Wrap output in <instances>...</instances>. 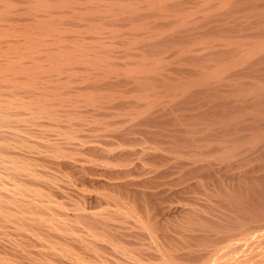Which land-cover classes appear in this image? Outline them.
I'll return each mask as SVG.
<instances>
[{
	"label": "rangeland",
	"instance_id": "obj_1",
	"mask_svg": "<svg viewBox=\"0 0 264 264\" xmlns=\"http://www.w3.org/2000/svg\"><path fill=\"white\" fill-rule=\"evenodd\" d=\"M263 137L264 0H0V156L60 205L17 264L197 262L228 196L258 213L224 171Z\"/></svg>",
	"mask_w": 264,
	"mask_h": 264
},
{
	"label": "bare ground",
	"instance_id": "obj_2",
	"mask_svg": "<svg viewBox=\"0 0 264 264\" xmlns=\"http://www.w3.org/2000/svg\"><path fill=\"white\" fill-rule=\"evenodd\" d=\"M260 102V100H259ZM260 105V103H259ZM264 138V137H263ZM261 140V139H260ZM253 141V140H252ZM260 142V141H259ZM261 143V142H260ZM264 143V142H263ZM1 144V143H0ZM262 144V143H261ZM2 145V144H1ZM0 145V146H1ZM4 147V143L2 145ZM8 146V143L7 145ZM253 146V145H252ZM8 148V147H7ZM16 148V145H15ZM94 148V147H93ZM2 149V148H1ZM0 149V151H1ZM230 150V149H229ZM227 151V150H226ZM233 151V150H232ZM4 152V150H3ZM1 151V154L3 153ZM95 152V151H94ZM233 153V152H232ZM8 154V153H7ZM229 154V153H228ZM242 154V153H241ZM4 155V153H3ZM262 156H264V145L262 147H259L257 151H255V153H253L252 155L250 154L249 157H242V155L237 156V159H240L239 161L236 159V161L238 163H236L235 159V163L236 165H234V163H231L232 161H230V157H228V166L225 167L226 170L224 172H226L227 174L229 173V175H226L224 173L225 177L224 179H247V181H249L250 179V173L253 172L254 170L256 171L257 169L260 170V172H264V161H258L257 158H261ZM9 158L0 156V248H2L3 245H7V244H3V240H5V243H11L14 245V250H12V253H15L17 251V249H19V247L21 246L19 244V242L17 241L20 237L22 236H27L29 233H32L34 231V228H31V224L33 222H41L42 225H44L45 227L47 226L52 228H57V224L55 223V225H52L53 223H51V216H54V214L50 215L51 213H49V218L47 216L46 211H49L51 209L54 210V207H59V204H56V202L54 200H52L51 198L48 197V195L35 190L33 188H30L26 185H23L22 183H20L17 179L12 178V174L15 175L18 172H24L30 176H32L33 178L37 179L38 176L37 174H35V172L33 171V168L31 166L30 163H25V162H19L17 160H13L10 159V156H7ZM255 162H258L256 164H253ZM236 166V167H235ZM213 167V166H212ZM215 169V168H214ZM235 169H238V174L237 171ZM214 171V170H213ZM212 171V172H213ZM223 171V170H222ZM211 172V171H210ZM236 172V173H234ZM259 172V171H256ZM15 173V174H14ZM220 174V173H219ZM260 174V173H259ZM213 175L215 176L216 173H213ZM222 175V174H221ZM252 175V174H251ZM263 175V174H262ZM262 179H264V175ZM16 176V175H15ZM14 176V177H15ZM211 176V174H210ZM248 176V177H247ZM224 177V176H223ZM220 178V177H219ZM259 178H257L258 180ZM211 181V180H210ZM213 181V180H212ZM216 181V180H215ZM219 180H217L218 182ZM245 181V180H244ZM252 181V180H250ZM261 181V180H260ZM258 181V183L261 184V182ZM264 182V180H262ZM216 182V183H217ZM229 182V181H228ZM227 182V183H228ZM231 182V181H230ZM229 182V183H230ZM238 182V181H237ZM236 182V183H237ZM262 182V183H263ZM222 183V182H221ZM220 183V185H221ZM234 183V184H236ZM246 183V182H244ZM250 183V182H249ZM215 184V183H214ZM224 185V181L222 183ZM248 184V182L246 183ZM259 184V185H260ZM228 185V184H227ZM231 185V183H230ZM233 185V184H232ZM253 185V184H252ZM256 185V184H255ZM262 185V184H261ZM245 186V185H244ZM248 186V185H247ZM223 188V187H222ZM229 189V187H228ZM230 191H233L230 189ZM255 192V191H254ZM234 193V192H233ZM259 193V191H258ZM240 194V193H239ZM238 195V194H231L230 196H228L226 198V200L228 202L231 203V205L237 204L238 201H242L243 198H245L244 200L247 201V196H242ZM256 195V194H255ZM254 195V196H255ZM227 196V194H226ZM242 196V198H241ZM257 196V195H256ZM262 196V195H261ZM260 197V196H259ZM225 198V197H224ZM263 197H261L262 201H258L259 199H256V203L259 204V206L261 205V207H257L260 208L258 210V213L256 214V216H254L255 211L252 214H248L249 216L248 219L244 218L245 213L244 212H250V211H246L247 207L251 208L250 210H252L253 206L252 203H245V201L243 200V206L244 204H248L246 205L245 209H241V205H240V211L241 213H239L240 217L239 218H234L235 220H233V218H231L229 216V218L227 217L228 213L225 214L227 215L226 217L228 218V222H230L226 227H224V229L220 232L218 227V232H220V234H213V237H211L207 244L205 245L206 247L204 248L206 251L205 255L202 254L200 252V255L202 256L199 260L197 259V262L193 261L187 263V264H264V206H263ZM225 200V201H226ZM251 200V198H250ZM254 200V199H253ZM252 201V200H251ZM253 202V201H252ZM227 203V202H226ZM229 203V204H230ZM227 203V206L229 205ZM233 204V206H230L232 208V212H235L233 207H235ZM239 204V203H238ZM237 204V206H238ZM255 204V202H254ZM251 205V206H249ZM62 206V205H61ZM245 207V206H244ZM217 208V207H216ZM237 208V207H236ZM255 208V207H254ZM35 210H41L45 211L44 213H46V215L43 213H39V212H35ZM218 210V208H217ZM52 211V210H51ZM81 211V210H80ZM79 211V212H80ZM83 211V210H82ZM131 211V210H130ZM215 211V210H214ZM85 212V211H84ZM217 212V211H215ZM53 213V212H52ZM129 214V212H126ZM222 213V211H221ZM230 213V210H229ZM244 215H243V214ZM218 214V213H217ZM131 215V214H130ZM219 215V214H218ZM230 215V214H229ZM234 215L236 216L237 214L234 213ZM243 215V217H242ZM47 216V217H45ZM214 216V214H213ZM232 216V215H231ZM57 217V214H56ZM48 218V219H47ZM216 218V217H215ZM225 218V216H224ZM48 220V223L47 220ZM218 218H216L217 220ZM223 219V217H222ZM233 221H232V220ZM60 220V218H59ZM215 220V219H214ZM142 221V220H141ZM219 221V220H218ZM221 221V220H220ZM225 221V220H224ZM232 221V222H231ZM47 224H45V223ZM50 222V223H49ZM58 222V221H57ZM211 222V221H210ZM217 222V221H216ZM215 222V224H217ZM226 222V221H225ZM60 223V222H58ZM214 223V222H213ZM224 223V222H223ZM36 224V223H34ZM48 224H51L48 225ZM64 224V223H62ZM71 224V223H70ZM39 223L36 224V226H38ZM42 225L40 224V226L42 227ZM61 225V224H60ZM221 225V224H220ZM34 225H32L33 227ZM43 226V227H44ZM225 226V225H224ZM35 227V226H34ZM39 227V228H41ZM64 227V226H62ZM59 228V227H58ZM57 228V229H58ZM68 228V227H67ZM70 228V227H69ZM221 228H223V226H221ZM33 229V230H32ZM63 229V228H62ZM61 229V230H62ZM35 230H37V227H35ZM59 230V229H58ZM57 230V231H58ZM60 230V231H61ZM66 230V229H64ZM216 230V228H215ZM59 231V232H60ZM68 231V230H67ZM73 231V230H72ZM43 232V231H42ZM204 232V231H203ZM215 232V231H214ZM217 232V231H216ZM71 233V232H70ZM87 233V232H86ZM83 234V233H82ZM31 235V234H30ZM29 235V236H30ZM36 235H40L39 233ZM28 236V237H29ZM41 236V235H40ZM200 236V235H199ZM212 236V235H211ZM27 237V238H28ZM36 238H38L37 236H35ZM30 238V237H29ZM28 238V240H30ZM33 238V237H31ZM40 238V237H39ZM201 238V237H200ZM24 239V238H23ZM195 240V239H194ZM197 240V239H196ZM15 241V242H14ZM16 242H18L17 244H15ZM196 243V242H195ZM20 246H19V245ZM25 244V243H23ZM9 245V244H8ZM18 245V247H17ZM87 245V244H86ZM84 245V246H86ZM195 246V245H194ZM17 248V249H16ZM4 249L3 248L0 250V264H17L15 259H13L10 256L5 255L2 251ZM16 249V250H15ZM88 249V248H87ZM22 250V249H21ZM171 250V249H170ZM174 250V249H173ZM186 250V249H185ZM14 251V252H13ZM23 251V250H22ZM25 251V250H24ZM28 251V250H26ZM8 252V251H7ZM170 252V251H169ZM172 252V251H171ZM17 253V252H16ZM26 253V252H25ZM30 253V252H29ZM173 253V252H172ZM171 253V254H172ZM23 254V253H22ZM174 254V253H173ZM176 254V253H175ZM17 255V254H16ZM169 255V254H168ZM178 255V253H177ZM171 256V255H170ZM174 256V255H173ZM18 258V257H17ZM27 258V257H25ZM182 258V257H181ZM18 260V259H17ZM176 260V259H175ZM175 262V261H174ZM183 263V262H182ZM186 264V263H185Z\"/></svg>",
	"mask_w": 264,
	"mask_h": 264
}]
</instances>
